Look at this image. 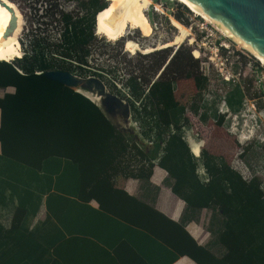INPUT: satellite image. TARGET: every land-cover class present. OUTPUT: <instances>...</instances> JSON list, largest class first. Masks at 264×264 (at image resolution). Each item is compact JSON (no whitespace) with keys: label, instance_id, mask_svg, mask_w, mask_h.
Instances as JSON below:
<instances>
[{"label":"trees","instance_id":"obj_1","mask_svg":"<svg viewBox=\"0 0 264 264\" xmlns=\"http://www.w3.org/2000/svg\"><path fill=\"white\" fill-rule=\"evenodd\" d=\"M79 4L82 14H60L63 27L53 41L28 40L29 49L15 57L17 66L0 60V89L13 88L0 97V203L9 205L6 189L16 200L10 227L0 226V264H117L95 239L107 222L129 224V232L138 239H158L154 242L196 264H264L260 180L243 179L222 156L204 149L194 156L182 135L180 123L187 120L184 106L175 100L176 82L198 74V60L189 49L178 47L165 64L171 52L155 50L153 75H129L122 83L128 87L126 95L111 73L92 70L88 62V46L96 39L95 15L107 2ZM138 23L143 27L145 21ZM50 69L99 78L110 93L128 103L130 118L139 124L141 139L152 142L150 147L143 149L125 136L90 99L45 76ZM199 75L198 96L207 85V78ZM234 89L239 95L233 104L239 105L238 86ZM155 101L167 113L168 123L159 119ZM190 108L197 110L195 104ZM221 121L218 117L217 123ZM111 165L129 171L145 185L154 165L164 170L170 191L184 202L183 222L197 221L203 209L211 211L209 245L216 246L219 254L198 244L182 224L109 185L100 175ZM198 166L206 180L198 174ZM91 200L96 208L88 205ZM41 203L46 217L29 229L23 224L36 215ZM83 224L89 231L80 228ZM138 257L135 264L147 259Z\"/></svg>","mask_w":264,"mask_h":264},{"label":"rangeland","instance_id":"obj_2","mask_svg":"<svg viewBox=\"0 0 264 264\" xmlns=\"http://www.w3.org/2000/svg\"><path fill=\"white\" fill-rule=\"evenodd\" d=\"M79 1L85 0H0V31L7 36L13 34L16 36L21 56L24 51L29 49L28 40H30V43L40 40L39 38H45L48 42L53 41V38L57 37V33L63 27L62 22L59 20L60 14L62 12L72 13L73 15L79 14ZM105 1L107 2L106 7L95 15V26L93 25L92 31H95L96 39L88 46V62L92 70L106 69L107 72L111 73L109 75L116 84L121 85L131 74L153 75L150 66L158 59V55L153 54L155 50L166 48L172 53L178 47L182 50L189 49L190 51L192 49L189 44L192 41V36L189 35L187 28L194 17L193 11L191 12L182 1ZM161 8L163 12L160 10ZM175 15H178L179 20H182V22L180 21L181 23L176 20ZM139 19L145 21L143 27H140ZM231 41V49L239 55L238 62L233 64L234 80L229 82L219 80L217 72L211 70L207 81L208 84L205 87V91L208 93L206 98L210 97L211 99L209 102L204 96H198L197 93L201 84L199 73L202 74L199 67L196 71L198 74L177 80L174 93L175 100L179 105L184 106V117L187 120L180 123L182 125V135L184 137L187 134L190 135L193 141L200 140L202 142L200 151L204 149L209 153L222 156L229 166L235 153L243 149V153L239 157L249 169L258 165V168H263L264 144L261 145L254 138L246 141V146H244V143H240L237 137L230 133L229 123L225 122L224 117L220 124L217 123L216 115H218V107L223 98L230 111H233L235 107L237 108L234 111L239 110L245 97L257 98V92L254 93L255 91L252 89L251 75L247 69V63L251 62L254 64L257 58L255 59L249 51L237 45L233 39ZM15 57L17 56H12L7 61L17 66L14 63ZM239 67H241L240 75H237ZM193 68L192 66L190 70L195 71ZM88 77L82 79H87ZM85 85L92 89L94 88L97 92L102 91V87L96 81H87ZM236 86H238L241 95L238 106L233 104V101L239 95L234 89ZM8 89L9 91L13 90L11 87ZM5 90L0 89V94H3ZM106 91L110 94L107 89ZM103 99L106 101H103ZM103 99L99 105L112 123L121 129L120 131L125 136H130V138L139 142L143 149L150 147L147 141L143 142L139 139L138 136L141 131L139 124L132 121L129 114L127 116L125 109L111 97ZM192 104L197 106L195 112L190 108ZM262 104L260 99H256L258 107H262ZM155 110L163 123L169 122L167 113L156 101ZM203 115H205V119H202ZM187 143L189 144V141ZM153 168L158 169L156 165ZM202 169L200 166L197 168V172L201 176H203ZM162 175L163 180L159 186L149 185L150 191L155 192L154 207H160L164 199V193L169 188L167 186V174L163 172ZM257 177L260 180L261 187L264 188V173L257 175ZM129 183L127 187L129 188L131 185L136 187L135 194L140 197L144 191L143 183L132 180ZM168 202L171 204V198ZM210 217L211 211L203 209L199 214L198 222H196V226L201 230L199 240L202 244L211 240L212 237L209 231ZM210 250L217 255L219 254L216 246H210Z\"/></svg>","mask_w":264,"mask_h":264},{"label":"crops","instance_id":"obj_3","mask_svg":"<svg viewBox=\"0 0 264 264\" xmlns=\"http://www.w3.org/2000/svg\"><path fill=\"white\" fill-rule=\"evenodd\" d=\"M9 87H6L4 89L5 92L3 94H0V97H2L5 93H12L13 90L9 91ZM12 88V87H11ZM238 106V105H237ZM237 107L233 108L235 110ZM219 116L216 115V119H218ZM222 118V117H221ZM158 167V166H157ZM152 173L148 180V185H144V191L141 193V196L138 197L135 194L136 187H127L130 183L129 181H140L135 177L130 176L129 171L122 169L117 166H109L107 167L100 175L109 185H111L114 188H119L125 191L127 194L140 199L147 203L148 205L152 206L157 211L164 214L167 218L171 219L172 221L182 224L183 228L192 236V238L200 245H204L210 248V240L206 242L205 244H202V242L199 240L200 237V229L196 226V222L194 220L183 222L182 221V214L184 212V202L180 200L178 197H176L171 191L170 188L167 189L166 193H164V199L162 201V204L160 207H154L153 201L155 200V192H151L149 189L150 184H154L159 186L163 180L162 173L165 172L161 168L158 167L152 168ZM161 170V171H160ZM166 174V172H165ZM142 182V181H141ZM5 196V202H9V205L1 204L0 203V226L3 227L5 230H7L12 221V213L14 210V206L16 205V200L13 199V197H10L9 190L4 191ZM171 196V197H170ZM171 198V204L168 202ZM183 204V205H182ZM88 205L96 208L97 203L94 200H91ZM46 217V211H45V205L41 203L40 208L35 216L32 218L27 219L23 225L28 226L29 229H33L36 226L38 227L39 224L45 219ZM183 222V223H182ZM112 223V222H111ZM109 222L104 223L102 226L104 229H102L101 233H97L96 235V241L99 245L106 248L111 255L114 257L117 264H135L133 259H138V254L140 255V258L146 257V261L144 263L141 262V264H196L190 257L187 255H177V252L175 250H172L170 246H164L159 245L158 242L160 240H146V239H138V237H135L130 233V226L129 224H119L115 225L113 223L111 224ZM68 227V226H66ZM83 230H88L84 224L81 225ZM89 231V230H88ZM52 236V234H51ZM50 237V235H49ZM53 237V236H52ZM55 238V237H53ZM144 240V241H143ZM158 241V242H154ZM162 242V241H161ZM150 245V248L146 247L145 245ZM140 247V248H139ZM164 248V249H163ZM140 249V251L138 250ZM212 251V250H211ZM213 252V251H212ZM215 255H217L215 252H213ZM169 257L167 258V256ZM17 258L19 257V253L16 252Z\"/></svg>","mask_w":264,"mask_h":264},{"label":"built area","instance_id":"obj_4","mask_svg":"<svg viewBox=\"0 0 264 264\" xmlns=\"http://www.w3.org/2000/svg\"><path fill=\"white\" fill-rule=\"evenodd\" d=\"M156 10V9H155ZM192 12V11H191ZM193 13V18L188 26L189 34L192 36V41L190 46L191 55L194 59L198 60V65L202 74L209 80V72L215 71L219 76V80L225 82L233 81L235 74L233 71V64L238 62L239 55L235 53L231 48V38L224 35L219 28H217L210 20L206 17ZM82 14V11L78 15ZM194 18H197L194 20ZM179 22L182 20H178ZM196 53V56L193 53ZM258 62V63H257ZM240 64V63H239ZM247 69L251 75V86L254 93L257 92V98H244L242 107L237 111H230L225 104L224 98L221 100L218 107L219 117H224L225 122L229 123V131L231 134L235 135L240 143L250 141L251 139L257 140L261 145L264 144V64L256 59L255 63L248 62ZM241 67L238 68L237 75H240ZM208 84V83H207ZM115 85L128 95V87L124 85ZM206 88L202 92V96L209 102L210 97L206 98L207 92ZM256 99H260L262 107L256 105ZM123 100V99H122ZM138 105V102H136ZM225 106V107H224ZM187 110V108H186ZM198 115V114H197ZM136 123V122H135ZM139 139L141 136L139 134ZM186 142L193 139L190 135L183 136ZM143 142L147 141L149 145L152 144L151 141L141 139ZM189 145V144H188ZM243 153V149L235 153L233 159L230 162V166L236 170L243 179L250 180L257 175H262L264 173V167L249 169V167L241 160L239 157ZM198 157V155L193 154ZM258 168V169H257ZM202 174L205 177V172L202 169ZM206 180V177L204 178ZM264 183V180H263ZM261 187V185H260ZM262 188V187H261ZM264 192V188H262Z\"/></svg>","mask_w":264,"mask_h":264},{"label":"water","instance_id":"obj_5","mask_svg":"<svg viewBox=\"0 0 264 264\" xmlns=\"http://www.w3.org/2000/svg\"><path fill=\"white\" fill-rule=\"evenodd\" d=\"M184 1L188 3L190 6H192L194 9H196L198 12H200L202 15H204L217 28H219L222 32H224L226 35H228L231 39H233L235 42L240 44L242 47L247 49L252 55H254L258 60H260L264 64V0H184ZM175 50L176 48L170 54L165 64L168 63L169 59L174 54ZM165 64H163V66L161 67L155 78L158 77L161 70L164 68ZM44 75L70 88H72L71 84L74 78H81V79L86 78V77H80L74 75L68 71L56 70V69L47 70L44 72ZM90 77L101 81L97 77L94 76H90ZM101 83L103 82L101 81ZM103 86L106 87L104 83ZM73 90L81 93L82 95L90 99L81 91L76 89ZM110 95H114V94L110 93ZM114 97L118 98L116 95H114ZM90 100L92 101V99ZM103 101L106 100L103 99ZM93 103L104 114L100 105L95 102ZM125 103L126 105H128L126 101ZM128 114L130 116L129 105H128ZM108 120L110 119L108 118Z\"/></svg>","mask_w":264,"mask_h":264},{"label":"bare ground","instance_id":"obj_6","mask_svg":"<svg viewBox=\"0 0 264 264\" xmlns=\"http://www.w3.org/2000/svg\"><path fill=\"white\" fill-rule=\"evenodd\" d=\"M179 1H182L185 4V6H188L190 8V10L191 9L193 10V12L202 15L200 12H198L196 9H194L192 6H190L184 0H179ZM160 10L162 11V8ZM202 16H204V15H202ZM150 26H151V24H150ZM222 33L224 35H226L224 32H222ZM226 36H228V35H226ZM235 43L237 45H239L240 47H242L237 42H235ZM242 48L245 49L244 47H242ZM245 50H247V49H245ZM12 56H17V57L20 56L18 39L16 38V36L14 34L11 35V36H7L6 34H4L3 32L0 31V60L7 61V60L11 59ZM255 59H256V57H255ZM258 61H260V60H258ZM87 81H92V82L96 81L98 83V85H100L102 87V91L101 92H99V91L97 92L94 88L92 89L91 87H87L85 85V83ZM72 84L73 85L71 87L73 89L81 91L82 93H84L86 96H88L90 99H92V101H94L97 104H100V102H102L103 98H106V97L110 98L111 97L116 103H118L120 106H122L123 109H125L126 114L128 116V105H126L125 101L124 100H119L118 98H116V97L110 95L109 93H107L105 87L102 86V83L99 80L91 78V77H88L87 79L74 78ZM129 123H130V121H129ZM201 144H202V142L200 140H198V141H193V140L189 141V149L192 152V154H195V155L199 154Z\"/></svg>","mask_w":264,"mask_h":264}]
</instances>
